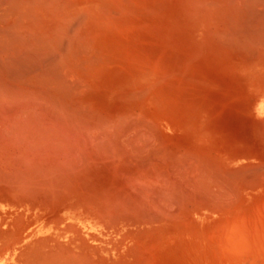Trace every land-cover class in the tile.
<instances>
[{
	"label": "bare ground",
	"instance_id": "1",
	"mask_svg": "<svg viewBox=\"0 0 264 264\" xmlns=\"http://www.w3.org/2000/svg\"><path fill=\"white\" fill-rule=\"evenodd\" d=\"M0 264H264V0H0Z\"/></svg>",
	"mask_w": 264,
	"mask_h": 264
}]
</instances>
